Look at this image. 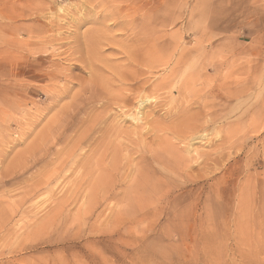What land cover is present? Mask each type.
I'll return each mask as SVG.
<instances>
[{
    "label": "rangeland",
    "instance_id": "374dc122",
    "mask_svg": "<svg viewBox=\"0 0 264 264\" xmlns=\"http://www.w3.org/2000/svg\"><path fill=\"white\" fill-rule=\"evenodd\" d=\"M84 40L99 44L92 58L123 64L131 46L152 60L149 75L135 72L150 100H133L129 112L147 118L131 138L120 131L135 121L103 110L106 89L83 81ZM175 116L197 127L194 139H172L195 158L179 170L147 164L159 181L128 192L149 154L134 141ZM82 119L93 130L75 142ZM98 129L119 151L107 192L82 186ZM0 139V173L11 171L0 174V208H15L0 224V264H264V0H0Z\"/></svg>",
    "mask_w": 264,
    "mask_h": 264
},
{
    "label": "bare ground",
    "instance_id": "6f19581e",
    "mask_svg": "<svg viewBox=\"0 0 264 264\" xmlns=\"http://www.w3.org/2000/svg\"><path fill=\"white\" fill-rule=\"evenodd\" d=\"M100 19V18H99ZM130 24V23H129ZM116 26V25H115ZM114 26V27H115ZM99 28V27H98ZM101 28V26H100ZM108 28V27H107ZM107 30V29H106ZM96 32H99L97 30H94L91 32V37L94 36V34ZM86 38V37H85ZM137 38V36H136ZM106 40H109V39H106ZM93 44V45H92ZM98 44V43H97ZM99 45V44H98ZM98 45L96 46V43L95 42H90L89 43L84 40V42L82 43V49H84V52L85 54H87L88 56L86 57L85 60H88V68L92 71V73L90 74L89 78H87L86 80L83 79V81L85 82V84H87L86 86H93V87H100V88H103V89H106V100L103 101L101 103V106L103 107V110H105L106 107H108V110H105L106 112L107 111H110L111 110V106L110 105H116L118 107V109L120 110L119 112V115L121 117H126V118H130V120L132 119L133 121H135V125L133 127V129H124L123 131H120L121 133L125 134V136H127V139L128 138H131V134H136V132L134 131V128H141L143 129L144 126L143 124L139 125V124H136L137 121H140L141 120V116H142V113H140L139 111L133 109V111L135 110V112L137 111V114L139 113L140 115H138L137 117L136 116H133L129 111L132 110L133 106L132 103L134 102L133 100H137L140 96H141V92L145 91V89L149 86H147V84H149L150 82L146 79V80H141L139 78V74L138 75H135V72L139 73V70L138 68L140 67H145L146 68V71L144 72V74H147L149 75V72L150 70H152V60H137L138 56H139V53L141 51L140 47H131L128 49V47L126 49H123L118 47L121 51H123L124 54H126V59L123 60V64H120V63H116L108 58H105V57H98V56H95V58H92L91 55H96L98 54ZM79 49H81V46L78 47ZM113 48V47H112ZM127 50V51H125ZM110 51L111 52H117L118 50L117 49H111L110 48ZM146 52V51H145ZM90 56V57H89ZM73 57V56H72ZM150 57V56H149ZM148 57V59H149ZM106 70L108 71V74H105ZM152 74V73H151ZM143 76V75H142ZM141 76V77H142ZM151 76V75H150ZM153 76V75H152ZM145 78V77H144ZM168 78V77H167ZM161 80V78H160ZM112 81H116V85L114 84L113 86L111 84ZM155 81V80H154ZM163 81V80H162ZM152 83V82H151ZM163 83V82H161ZM159 83L157 86H163L164 84H161ZM157 84V83H156ZM68 85V84H67ZM153 86V85H152ZM109 87V88H107ZM150 88V87H149ZM154 88V87H153ZM83 89V88H82ZM148 89V88H147ZM84 90H87V89H84ZM153 90V89H152ZM88 92V91H86ZM149 91H147L148 93ZM151 92V91H150ZM90 93V91H89ZM141 93V94H140ZM182 93V92H181ZM180 93V94H181ZM86 95V94H85ZM182 95V94H181ZM148 96L149 94L147 95V97H145L144 99H140L139 101V108L142 109L143 107V104L146 103L147 104V101L150 100L148 99ZM150 98V97H149ZM153 98V97H152ZM151 98V99H152ZM89 101V100H88ZM157 101V100H156ZM138 103V102H137ZM138 104H136L137 106ZM82 106V105H81ZM138 107V106H137ZM136 107V108H137ZM163 107V106H162ZM97 108V107H96ZM138 108V109H139ZM97 109H100V108H97ZM107 109V108H106ZM139 109V110H140ZM145 109V108H144ZM102 110V111H103ZM187 111V110H186ZM147 112V111H146ZM104 113V112H103ZM118 113V111H117ZM116 113V114H117ZM150 113V112H149ZM148 113V114H149ZM147 116V115H146ZM144 117L142 116V118L144 117V119H146L147 117ZM149 117V116H148ZM97 119V118H96ZM115 119V118H114ZM124 119V118H123ZM143 119V121H144ZM181 118L178 117V116H175V117H172V120H178V121H175L174 125H172L171 127H165L163 128L162 126L161 127H157V126H154V127H150V124L152 123H149L148 122H145L146 124H148L147 127H150L147 129V131L145 132V134H142L140 136V140L138 141H134V143H136L140 148H143V149H146L148 151V155L147 156H143V157H140L137 159V165L139 164V169H136V174H135V177H134V180L136 181L135 182V185L134 186H131V187H127L128 189V192L130 190H135V187L137 185H141L143 183H145L146 181L149 182L148 184V189L149 190H152L151 186L154 187V185L156 183H153L152 181L156 179V182L159 181V175L157 174V172L155 171V169H151L150 166L147 167V164H153V163H156V161L158 160L159 161H164V167L165 168H170L172 170L174 169H184L186 168L187 166V160L191 159V158H195V157H192L190 155V150L185 147V148H180L179 146H177L178 143H183L187 137H192L195 132L197 131V127L196 125L194 124H190V125H185V127H181V123H180V120ZM116 120V119H115ZM151 120V119H150ZM62 121V120H61ZM65 121V120H63ZM96 121V120H95ZM117 121V120H116ZM119 121V120H118ZM123 121V120H122ZM126 121V119H125ZM85 122V119H82L81 122H80V127L81 129L77 130V134H76V141H82L86 138V136H88L91 132H92V128H93V124H90L89 126H82V124ZM103 122V121H102ZM120 122V121H119ZM141 122V121H140ZM93 123V122H92ZM120 124V123H119ZM118 122H117V125H119ZM166 124V123H165ZM185 124V123H184ZM85 125V124H84ZM116 124H113L111 125V127H114V126H117ZM123 125V124H122ZM132 125V124H131ZM153 125H156L155 123ZM166 126V125H165ZM97 127V126H96ZM130 127V126H129ZM146 127V128H147ZM101 128V127H100ZM110 128V127H109ZM127 128V127H126ZM229 128V127H228ZM56 129V128H55ZM116 129V128H115ZM51 130V128H50ZM108 130V129H107ZM107 130H102L100 131L98 129V132H99V135L97 136L98 138L97 139V144L100 148H102L101 150H98L99 148L96 147L95 151H93L91 154L89 153V161L85 162L84 163V166L86 167L85 169H88L86 172H85V177L83 178V182H82V186H87V188L89 189H92V188H100L101 190L107 192L109 191L110 188L113 187V182L115 183L116 180H115V173L111 174V170H115V167L116 166V157L118 155V149L116 148V146L114 145H110L109 142L106 141V133H107ZM117 130V129H116ZM119 130V129H118ZM162 130L165 131V133L167 134H170V136H160L159 134H157L159 131H161L162 133ZM55 131V130H54ZM58 131V130H57ZM151 133V139L149 141V143L147 144L146 143V138L147 137H144V135L147 136L148 133ZM48 133V132H46ZM51 133V132H50ZM56 133V132H54ZM115 133V132H113ZM118 133V132H117ZM199 133V132H198ZM122 134V135H123ZM164 134V133H163ZM45 135V133L43 134ZM48 135V134H46ZM50 135V134H49ZM162 135V134H161ZM41 136V135H40ZM138 136V135H137ZM199 136V135H198ZM45 138H47V136H45ZM120 138V137H119ZM193 138V137H192ZM32 139V138H31ZM41 139V138H40ZM50 139V138H49ZM172 139H176L178 141V143H175L174 141H172ZM189 139V138H188ZM194 139V138H193ZM1 140V139H0ZM39 140V139H38ZM37 140V141H38ZM36 141V142H37ZM44 141V140H43ZM129 141V140H128ZM176 141V142H177ZM189 141V140H188ZM42 141H40L41 143ZM47 141H44L43 143L45 144ZM72 143V144H75ZM190 142V141H189ZM188 142V143H189ZM84 143V142H83ZM112 143V142H111ZM129 143V142H128ZM34 144V143H33ZM42 144V143H41ZM44 144H42L41 146H43ZM126 144V143H125ZM154 144L157 145V147L155 148L154 147ZM35 145V144H34ZM40 145V144H39ZM39 146L38 148H34L31 150L28 151L27 153V157H36L40 152H41V149L42 147ZM131 146V145H130ZM37 147V146H36ZM70 147V146H69ZM73 147V146H72ZM129 148V146H128ZM72 149L68 150L66 149V153H70ZM121 150V149H120ZM127 151V150H126ZM55 153V152H54ZM65 153V154H66ZM108 153H110L111 155H114V160L112 159V161H110L109 163L107 164H110V166H105L103 164V161L105 158H107V155ZM136 153V152H134ZM193 153V152H192ZM58 154V153H57ZM60 154V153H59ZM58 154V155H59ZM213 154H214V151H213ZM212 154V155H213ZM47 155V154H46ZM54 155V154H53ZM122 155V154H121ZM142 155V154H141ZM202 155V154H201ZM34 156V157H33ZM39 156V155H38ZM56 156V155H55ZM133 156V155H131ZM16 157V156H15ZM58 157V156H57ZM120 157V155H119ZM126 157V156H125ZM212 157V156H211ZM206 160H211L209 159V156H206L205 157ZM17 160L13 161V164L14 166L15 165H22V167L25 165L26 163V157L24 158L25 160H20L18 158H16ZM86 159V160H88ZM122 159V157L120 158ZM119 159V160H120ZM126 159V158H125ZM118 160V159H117ZM124 160V159H122ZM133 160V159H132ZM134 160H136L134 158ZM193 160V159H192ZM23 161V162H22ZM37 161V160H36ZM92 161V162H91ZM128 161V160H127ZM19 162H22V164H19ZM82 162V161H81ZM119 162V161H118ZM117 162V163H118ZM135 162V161H134ZM11 163V162H10ZM93 163V164H92ZM114 163V167H111L112 164ZM122 163V162H120ZM130 164V163H129ZM136 164V163H135ZM12 165V163H11ZM17 165V166H18ZM83 166V163L81 164ZM93 165H94V168H93ZM121 165V164H120ZM134 165V164H133ZM133 165H130V166H133ZM8 166V165H7ZM6 166V167H7ZM13 166V165H12ZM12 170L13 168L15 167H12ZM136 166V165H135ZM9 167V166H8ZM19 167V166H18ZM124 167H126V165L124 164ZM163 167V168H164ZM118 168V167H117ZM116 168V170H117ZM123 168V167H122ZM121 168V170H123ZM129 168V167H128ZM126 169V168H125ZM133 169V168H132ZM9 169L7 170H3L0 174H1V179L3 178H7V176L9 175V172L11 171H8ZM11 170V169H10ZM115 170V171H116ZM130 170H131V167H130ZM166 170V169H165ZM125 171V170H123ZM135 171V170H134ZM168 171V170H167ZM133 173V170L132 172ZM128 174V173H127ZM120 175V174H119ZM118 175V176H119ZM130 175V174H129ZM132 176V175H131ZM33 179V178H32ZM82 179V178H81ZM129 180V179H128ZM131 180V179H130ZM8 179H5L4 182H7ZM36 182V181H35ZM127 182V181H126ZM128 183V182H127ZM9 184V183H8ZM42 184V183H41ZM39 184V182H36L35 186L31 185L29 186V191H27L26 189L24 191H22V198L21 200L22 201H25L26 198H28L29 196L31 197L32 196V191L33 190H36L37 189V186L38 185H41ZM84 184V185H83ZM118 185V184H117ZM150 185V186H149ZM165 185V184H164ZM126 188V187H125ZM138 188V187H137ZM147 190V189H146ZM39 191V190H38ZM92 191V190H91ZM141 191V189H140ZM88 192V191H87ZM127 192V191H126ZM103 193V192H102ZM36 194V192H35ZM34 194V195H35ZM76 194V193H75ZM128 194V193H127ZM88 195V194H87ZM100 195V194H99ZM103 195V194H102ZM114 195V194H113ZM250 195V194H249ZM129 198V197H128ZM65 199V198H64ZM91 199V197H90ZM68 200V199H67ZM74 200V199H73ZM57 201V200H56ZM60 201V200H59ZM64 201V200H63ZM86 201V200H85ZM240 201V200H239ZM242 203H245L246 201L244 200L241 201ZM72 204V203H71ZM246 204V203H245ZM56 205V204H55ZM54 205V206H55ZM225 205V204H224ZM244 205V204H243ZM248 205V204H247ZM15 206V205H14ZM243 207V206H242ZM2 208V207H1ZM0 208V224H7V222L9 223L11 221V215L13 214L14 212V209L13 207L11 206L12 210L10 209H5L4 210H1ZM9 208V207H8ZM52 209V208H51ZM56 210V209H55ZM19 212V211H18ZM52 212V211H51ZM53 213V212H52ZM57 213V212H56ZM11 214V215H10ZM18 214V213H17ZM221 214V213H220ZM51 216V214H50ZM53 216V215H52ZM10 217V218H9ZM49 217V216H48ZM37 218V217H36ZM35 218V219H36ZM50 218V217H49ZM53 218V217H52ZM51 218V219H52ZM55 218V217H54ZM47 219V218H46ZM46 219L44 220L45 222ZM32 220V218H31ZM41 220V219H40ZM53 220V219H52ZM33 221V220H32ZM35 221V220H34ZM43 221V222H44ZM37 222V220H36ZM40 222V221H39ZM44 222V223H45ZM12 223V222H11ZM10 223V224H11ZM34 223V222H33ZM14 225V224H13ZM30 225V224H29ZM40 225V224H39ZM8 226V225H6ZM12 226V225H11ZM37 226V225H36ZM10 227V226H9ZM22 227V226H21ZM20 227V228H21ZM24 227V226H23ZM22 227V228H23ZM28 227V226H27ZM35 227V226H34ZM6 228V227H4ZM43 228V227H42ZM3 229V228H2ZM1 229V230H2ZM10 229V228H9ZM38 228L36 229H32L33 231H37ZM5 230V229H4ZM32 231V232H33ZM10 232V230H9ZM241 232V231H240ZM4 233V231H3ZM2 233V234H3ZM7 233V232H6ZM35 233V232H34ZM8 234V233H7ZM10 234V233H9ZM8 234V235H9ZM14 234V233H13ZM37 234V233H36ZM4 235V234H3ZM264 235V234H263ZM238 248V247H237ZM247 252V251H246ZM248 254V253H247Z\"/></svg>",
    "mask_w": 264,
    "mask_h": 264
}]
</instances>
